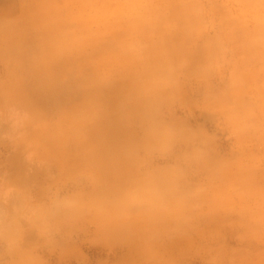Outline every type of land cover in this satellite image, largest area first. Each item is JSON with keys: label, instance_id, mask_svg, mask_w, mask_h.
I'll list each match as a JSON object with an SVG mask.
<instances>
[{"label": "rangeland", "instance_id": "374dc122", "mask_svg": "<svg viewBox=\"0 0 264 264\" xmlns=\"http://www.w3.org/2000/svg\"><path fill=\"white\" fill-rule=\"evenodd\" d=\"M132 1L136 18L147 1L153 21L174 22V0ZM201 2L215 3L205 23L245 41L153 45V85L183 91L173 182L145 177L119 199L33 166L19 106L0 92V264H264V0Z\"/></svg>", "mask_w": 264, "mask_h": 264}, {"label": "crops", "instance_id": "0c3cea01", "mask_svg": "<svg viewBox=\"0 0 264 264\" xmlns=\"http://www.w3.org/2000/svg\"><path fill=\"white\" fill-rule=\"evenodd\" d=\"M174 1L172 23L148 17L147 1L136 18L132 0H0V92L19 106L22 156L93 195L123 199L145 177L174 181L165 173L183 167V91L153 85V45L245 41L205 23L215 3Z\"/></svg>", "mask_w": 264, "mask_h": 264}]
</instances>
